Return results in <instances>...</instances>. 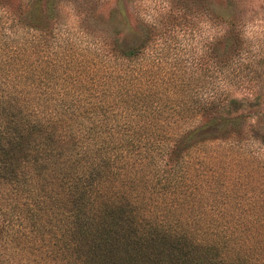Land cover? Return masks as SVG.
Segmentation results:
<instances>
[{
    "label": "trees",
    "instance_id": "obj_1",
    "mask_svg": "<svg viewBox=\"0 0 264 264\" xmlns=\"http://www.w3.org/2000/svg\"><path fill=\"white\" fill-rule=\"evenodd\" d=\"M26 2L0 0V264H264V180L206 142L234 134L239 102L216 113L203 77L170 85L178 64L146 52L170 24L82 1L77 43L69 2Z\"/></svg>",
    "mask_w": 264,
    "mask_h": 264
},
{
    "label": "rangeland",
    "instance_id": "obj_2",
    "mask_svg": "<svg viewBox=\"0 0 264 264\" xmlns=\"http://www.w3.org/2000/svg\"><path fill=\"white\" fill-rule=\"evenodd\" d=\"M24 1L28 3L30 0H22ZM64 1L69 4L60 9L61 22L70 26V35L77 43L83 42L80 29L84 19H81L78 13L79 3L82 1L87 8L103 18L107 17L111 9L120 6L130 11L138 9L140 20L133 13L128 18L133 29H136L138 23L161 26L162 21H167L170 24L169 32L157 36V46H147L146 52L159 49L161 53L169 55L168 61L178 64L179 70L171 78L174 81L170 85L184 79L192 81L195 77H203L206 81L200 95L202 98H214L216 105L212 111L217 109V113L229 103L231 97L237 99L239 103L235 106L231 104L230 108L232 113L237 114L240 124L235 126L236 129L228 128V131L234 134L228 133L227 136L222 133L220 137L215 134L217 138L206 142L211 147L221 148L218 152L221 154L220 159L225 152L234 158L230 165L232 170L239 167L244 169L248 179L261 177L264 180V174L259 175V169L250 168L252 163L249 164L247 172V158L254 159V163L261 165L260 170L264 171V143L254 138L250 130L259 120H263L264 125V0ZM12 8L16 9L15 5H12ZM119 17L118 10L116 18ZM60 32H64V27ZM129 32L127 31V34H130ZM235 40H238L240 45L234 50L232 47L228 49L227 45H232ZM210 45L215 48L213 53L208 48ZM168 61L165 63L168 64ZM177 76L182 80L177 79ZM172 90L170 86L167 95L174 99L177 94ZM257 92L261 93L259 105L250 106L248 101L252 100ZM200 119L192 118V121L185 124L190 128L205 120ZM172 127L177 129L176 124ZM221 131L223 132V128H220L218 134ZM235 135L242 139L241 142L236 143Z\"/></svg>",
    "mask_w": 264,
    "mask_h": 264
}]
</instances>
